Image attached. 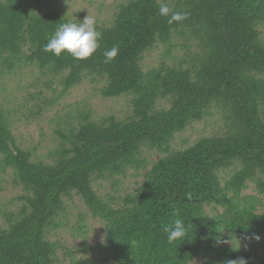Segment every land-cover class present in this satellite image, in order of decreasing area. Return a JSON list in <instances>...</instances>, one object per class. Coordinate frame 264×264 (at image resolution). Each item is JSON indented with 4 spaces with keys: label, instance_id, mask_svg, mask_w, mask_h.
Listing matches in <instances>:
<instances>
[{
    "label": "trees",
    "instance_id": "1",
    "mask_svg": "<svg viewBox=\"0 0 264 264\" xmlns=\"http://www.w3.org/2000/svg\"><path fill=\"white\" fill-rule=\"evenodd\" d=\"M61 1L0 0V91L34 67L59 77V99L87 80L103 98H127L131 110L95 120L77 106L55 129L46 160L17 142L10 106L0 102V171L21 190L16 207L0 211V264H57L64 243L54 235L75 196L105 224L104 264H191L213 252L204 264H264L256 243L234 248L239 236L264 233V0H124L109 25L95 26L101 46L86 60L44 51L72 22L54 8ZM161 6L186 18L170 24ZM160 46L159 64L145 68ZM113 47L118 55L106 62ZM214 114L224 133L172 148L178 133ZM131 171L142 178L134 191L100 192V181L118 186ZM250 184L259 195L246 193ZM177 217L191 224L189 234L169 243L164 228ZM232 238L234 247L219 242Z\"/></svg>",
    "mask_w": 264,
    "mask_h": 264
},
{
    "label": "rangeland",
    "instance_id": "2",
    "mask_svg": "<svg viewBox=\"0 0 264 264\" xmlns=\"http://www.w3.org/2000/svg\"><path fill=\"white\" fill-rule=\"evenodd\" d=\"M123 1L62 0L53 6L63 11L72 22L79 23L89 15L95 20L96 26L109 25ZM164 52L162 46L149 52L145 57L144 67L158 65ZM177 54L185 55L186 49L178 50ZM96 87V83L86 80L59 99L57 97L62 89L59 77L44 75L37 68L30 67L7 79L4 89L0 91V102L10 106L13 131L17 142L25 149H36L34 152L37 155L49 160L47 156L49 150L57 144L55 129L59 127V124L65 125V122L70 121V115L76 114L77 106L80 109L87 107L91 109L92 117L95 120H100L111 114L123 118L131 110L127 98H103L97 93ZM52 99L55 100L53 105L49 104ZM46 101L48 102L46 103ZM163 102L161 104H167V102ZM40 106L44 108L41 112H39ZM225 131L226 128H224L219 114L207 116L202 121L189 125L185 131L178 133L172 142V148L185 149L202 137L222 134ZM131 173L133 171L122 179L118 186H115L113 181H100V192L104 195L113 194L118 197L128 191H134L136 181L142 178L133 176ZM221 176L224 181L229 177V173L224 172ZM250 185L252 187L248 188L246 193L259 195L254 185ZM0 186L4 187V189H0V211H11L16 207V201L13 199L21 193V190L13 187L10 173L3 174L1 171ZM68 203V217L60 218L66 225H63L54 235V239L60 238L64 243V248L58 252L57 264H77L75 259L84 260L85 258L94 259V264H104V259H108V254L104 250L106 239L104 222L99 218L92 217L87 206L79 197L75 196ZM207 211L208 213L221 212V209L216 210L208 206ZM4 220V214L0 213V224H3ZM257 237L264 243V233L254 234L251 237L245 234L239 236L238 240L240 245L247 247H253L256 243L255 248L262 252L264 248L258 245ZM233 244H235L234 241ZM213 253L201 256L191 264H204L208 260L212 261L216 257Z\"/></svg>",
    "mask_w": 264,
    "mask_h": 264
},
{
    "label": "clouds",
    "instance_id": "3",
    "mask_svg": "<svg viewBox=\"0 0 264 264\" xmlns=\"http://www.w3.org/2000/svg\"><path fill=\"white\" fill-rule=\"evenodd\" d=\"M159 12L162 16H169L168 23L170 24L174 21L183 20L187 15L186 13L173 12L167 6H161ZM100 39L101 33L95 28V20L88 15L79 23L65 22L60 24L44 46V51L51 52L55 56H60L66 52L71 54L76 60H86L92 57L100 48ZM118 52V47L106 50L103 53L106 57V62H111L118 55ZM190 227V223H186L182 218L177 217L171 225L164 228V232L167 234V241L174 243L183 240L189 234ZM235 240L239 242V240ZM219 242L230 243L234 247L233 238ZM234 248L238 250L240 242L238 247ZM225 264H248V261L244 257H239L237 259H228Z\"/></svg>",
    "mask_w": 264,
    "mask_h": 264
}]
</instances>
